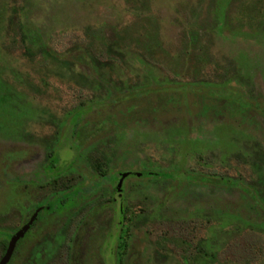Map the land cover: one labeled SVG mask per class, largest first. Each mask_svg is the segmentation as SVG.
Segmentation results:
<instances>
[{"label":"rangeland","instance_id":"obj_1","mask_svg":"<svg viewBox=\"0 0 264 264\" xmlns=\"http://www.w3.org/2000/svg\"><path fill=\"white\" fill-rule=\"evenodd\" d=\"M81 52L97 75L68 61ZM148 76L168 84L154 96L199 85L203 98L189 94L191 112L144 103L134 120L92 112L54 142L74 108ZM53 142L59 170L75 160L60 179L46 177ZM228 180L264 189V0H0V259L50 204L9 264H264V225ZM71 186L78 196L57 202Z\"/></svg>","mask_w":264,"mask_h":264},{"label":"trees","instance_id":"obj_2","mask_svg":"<svg viewBox=\"0 0 264 264\" xmlns=\"http://www.w3.org/2000/svg\"><path fill=\"white\" fill-rule=\"evenodd\" d=\"M37 33L35 32H30V33H23V36L26 38L27 36L30 37L32 39V41L35 43V40L38 39ZM36 35V36H35ZM37 37V38H36ZM121 55V54H119ZM54 55L52 54V57ZM71 56V55H70ZM57 57V56H56ZM74 59V56H71ZM76 57V56H75ZM77 60L72 61L70 57H68V61L73 62V63H79L82 64L85 69L87 71H89L92 74H96V71L98 69V67L96 66V63H94L92 61L93 58H87L86 54H83L82 52L80 54H78V56L76 57ZM97 75V74H96ZM142 82V81H141ZM144 83H140V85H134V86H125L124 89H122V87H118L117 85L112 86H108L107 90L104 92V96L103 99L97 100V101H89V103H84V104H80L78 107L74 108V110L72 112L68 113L67 118L61 119L58 123V127L60 128V134L58 133L57 135L54 136V142H59L61 140V136H63V134L67 133L68 129L70 130H74L73 133H71L70 137L71 139H76L80 134V131L78 130L79 128L81 129V122H85V119H89L91 117L92 112H99L100 114L103 116H106L105 119L106 121H110L112 122V116L113 114H116L117 118L120 117H127V118H133V120L135 119V117H139V114H141V108L140 105H143L145 103V107L147 104V108L150 107V105L152 106V104H154L153 109L156 110V112H160L159 108L165 107L166 105L173 103V104H178V105H187L186 107L189 108L188 106V97L189 94H195L196 96H199L196 93H192L191 89L193 88H197L199 85H184V86H176V85H169L171 88H182L183 89V93L186 94L185 96H181L178 97L179 99H177V95H175L176 93H180V92H172V94H169V97L166 93H160L159 96H154V92L159 90L158 88L160 87V91L163 90L165 88L166 85L168 84H161L159 81H157L156 79H153V77L148 76L146 79H144L143 81ZM175 86V87H174ZM213 87V86H211ZM144 91H148L150 92L148 95L144 92ZM212 93H217L215 91V88L211 89ZM159 93V92H157ZM182 93V92H181ZM180 93V94H181ZM208 93V92H207ZM210 94V92L208 93ZM219 95H225L224 98L229 97L232 98L234 97L232 93L229 92H220L217 93ZM212 95V94H211ZM162 96H166L165 98ZM168 97V98H167ZM200 98H203L201 95L199 96ZM161 98L162 102L160 103L158 101V99ZM181 98H183V101L181 102ZM165 100L166 105L164 104ZM176 100L178 102H176ZM243 101L239 102V105H250V107L252 106L251 104H246V103H242ZM164 104V105H163ZM155 105L158 109L155 108ZM159 105V106H158ZM163 105V106H162ZM109 106V107H108ZM167 106L165 107V109L162 108V112H164ZM118 111L117 113L114 112ZM188 112H191L190 108L188 110ZM120 125V122H117ZM170 127L174 125L171 124L169 125ZM168 126V127H169ZM117 128H119L118 126H116ZM179 128V125H177V127L175 129ZM63 129H66V132L63 131ZM173 129V128H172ZM61 137V138H60ZM54 142L53 145L51 146V148L48 149V163L45 165V170H46V177L50 178L52 176H54V178H58L59 179L62 177V173L69 169L72 164L74 163V159L71 160L65 167H63L61 170H59V157L56 155V148L57 146L54 147ZM79 148V146H78ZM91 165L93 166V169L95 171H97L99 173L100 176L105 177L108 175V172L110 173V166H108V164L104 163L103 160H99V161H95V160H90ZM132 172H129V174H131ZM142 177H151V178H156V177H163L161 175V173L165 174V171H155V172H142ZM128 174V175H129ZM163 174V175H164ZM195 175H192L191 178L196 177V178H200L202 181L207 180L209 177L202 175V174H197L194 173ZM121 176V174H119ZM135 176H139L135 173ZM190 178V179H191ZM116 180V179H115ZM262 182L264 183L263 180H259V184L262 185ZM227 183H229L231 188H234L237 190V193L239 194L241 201L244 203V205L247 206V208H243L244 210H248L247 212L251 213V215L255 216L256 219H261L260 223L261 225H264V189H261L259 186H257L254 183H248V184H244L240 181L234 180V181H230L228 180ZM102 184L98 179L95 182V186ZM81 188L82 187H68L65 189H61L59 191L56 192V194L58 193H63L60 194V196L58 197V201L59 203H63L64 200H69L72 198H75L76 196H78V194L81 192ZM117 188V185L114 187V190ZM113 190V192H114ZM123 190V188H122ZM124 195V193H123ZM55 197V198H57ZM49 201V200H47ZM108 202H113V196L109 197ZM53 202V201H52ZM41 209H45V210H52L53 206H51L50 204L48 206H44ZM127 209L128 207L125 206L123 212L120 211V215L122 217H126L127 216ZM119 211V208L118 210ZM120 216V217H121ZM253 216V217H254ZM255 220V219H254ZM124 234H121L118 238H121V242H120V247H121V255L124 253L125 248L127 247V242L126 240H124ZM23 238V237H22ZM7 241V239H5ZM8 246V245H7ZM6 251V249H5Z\"/></svg>","mask_w":264,"mask_h":264},{"label":"water","instance_id":"obj_3","mask_svg":"<svg viewBox=\"0 0 264 264\" xmlns=\"http://www.w3.org/2000/svg\"><path fill=\"white\" fill-rule=\"evenodd\" d=\"M129 173L125 172V173H121L120 179L117 183V189L119 191L122 190V183L124 178L128 175ZM141 173L137 172V175H140ZM42 207L38 208L35 213L32 215L31 219L29 220L28 223H26L25 225H23L19 230H17L10 238L9 242H8V246L7 249L4 253V255L1 257L0 259V264H8L9 261L12 258V255L14 253V250L16 248L17 242L19 241V239H21L22 237H24L25 233L30 229L31 225L33 224L34 220L36 219L39 211L41 210Z\"/></svg>","mask_w":264,"mask_h":264},{"label":"flooded vegetation","instance_id":"obj_4","mask_svg":"<svg viewBox=\"0 0 264 264\" xmlns=\"http://www.w3.org/2000/svg\"><path fill=\"white\" fill-rule=\"evenodd\" d=\"M118 181H119V180H118ZM114 191L117 192L118 198H122V197H123V190H122V192H121V191H119V190L116 188ZM51 198H52V197H51ZM51 198H50V199H51ZM116 199H117V197L114 196V197H113V201H116ZM55 206H56V205H55ZM55 206H53V208H54ZM36 208L38 209L39 206H37ZM36 208H35V209H36ZM35 209L27 214V219H26V221H25V223H24L23 225H25L26 223L29 222V220L31 219L32 215H33V214L35 213V211L37 210V209H36V210H35ZM41 210H42V209H41ZM41 210H40V211H41ZM49 210H50V209H49ZM123 210H124V206H123V205H120V207H119V213H120V211L123 212ZM40 211H39V213H38L36 219L34 220L33 224L31 225L30 229L25 233V235H24L23 238H25L26 235L28 234V232H30V230L33 229V228L35 227V224H36V222H37V220H38V218H39V216H40ZM120 216H121V215H120ZM121 217H122V216H121ZM23 225H22V226H23ZM22 226H21V227H22ZM14 233H15V232H14ZM14 233H13V234H14ZM13 234H12V235H13ZM10 238H11V237H10ZM23 238H21V239H23ZM21 239H19V241H20ZM9 240H10V239H9ZM19 241L17 242V245L19 244ZM8 242H9V241H8ZM17 245H16V247H17ZM6 249H7V248H6ZM15 251H16V248H15V250H14V253H15ZM14 253H13V254H14ZM12 256H13V255H12ZM11 259H12V258H11ZM9 262H10V261H9ZM8 264H9V263H8Z\"/></svg>","mask_w":264,"mask_h":264}]
</instances>
